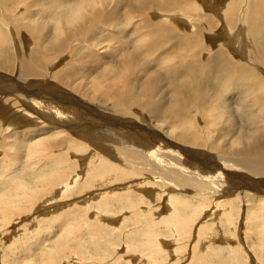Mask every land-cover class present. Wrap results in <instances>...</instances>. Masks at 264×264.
<instances>
[{"label":"bare ground","instance_id":"bare-ground-1","mask_svg":"<svg viewBox=\"0 0 264 264\" xmlns=\"http://www.w3.org/2000/svg\"><path fill=\"white\" fill-rule=\"evenodd\" d=\"M47 1L0 0V180L12 181L8 197L27 215L39 201L34 209L47 215L62 208L61 197H98L88 214L116 224L124 213L111 206H120L130 216L128 241L140 228L153 247L160 237L149 234L155 227L141 230L133 198L166 210L174 239L188 237L191 224L176 215L182 196L213 206L210 228L225 216L228 225L236 201L246 206L244 226L257 227L264 205L245 198L264 196V0H60L52 9ZM227 97L234 108L219 104ZM218 111L226 125L217 152L208 137L221 124ZM24 121L38 126L21 130ZM26 148L40 170H56L28 188L17 183L25 169L14 172ZM6 166L12 179L1 177ZM5 218L1 228L12 222ZM215 231L212 241L224 243Z\"/></svg>","mask_w":264,"mask_h":264},{"label":"rangeland","instance_id":"rangeland-1","mask_svg":"<svg viewBox=\"0 0 264 264\" xmlns=\"http://www.w3.org/2000/svg\"><path fill=\"white\" fill-rule=\"evenodd\" d=\"M62 1L70 2L73 0ZM62 1L52 0L51 2L47 1L46 4L52 3L49 8L52 9L53 7L62 4ZM47 10L48 9H46V11ZM199 11L206 14L204 8L202 10L198 9V12ZM54 15L50 16V14L46 12L45 18L52 21L58 20L57 16L59 15ZM216 22L219 25L218 19H214V23ZM201 25L203 27L206 26L205 23H201ZM221 29L222 28L219 26L218 32H220ZM3 31L6 32L7 36L10 34L8 30ZM12 38L13 37L10 36L9 40L11 39V43L14 44ZM100 52H102V50ZM229 102H231V98L227 97L226 99H221V103L219 102V104L224 103L225 105L230 106V109L234 108L235 105ZM217 114L218 116L215 119L219 118L221 124L218 127L217 132L214 135L209 136L208 139H216L217 142H219V145L214 147L218 152L221 145L224 143L223 138L219 140L218 136L221 133V127L226 125V122L220 111H218ZM25 123L26 121L22 122V125L20 126L21 130L35 128L38 126L35 122ZM17 142L20 141L17 140ZM29 144L32 145L35 143L32 142ZM205 149L209 150V147L205 146ZM25 150L29 152H24L26 155H24L21 159L18 158L14 172H19L20 170L22 171V169H25L23 170L25 175L23 176V173H21L17 183L22 187L28 188L27 186L33 187L32 183L34 181H40L43 176H48L50 172L55 173L53 171L56 170L49 167L46 170H40L39 168H41V166L33 164V162L37 159L32 158V150L28 148ZM11 170L12 166H6L5 170L3 168L1 171L6 177L4 175L1 177H3L4 180L12 179L14 174ZM0 183V196L3 193L7 194L2 197L6 202L4 203L6 206L1 207L2 205H0V218L2 219L3 216H6V223L12 221L5 227H0V264H264V212L260 211L258 221L253 225L257 227H245L244 225L247 223V220L244 217L246 206L237 201L231 206V214L228 225L227 217L223 215L225 218L220 222L221 228L215 229L212 227L210 228V226L206 224L208 221L207 218L213 213V206L208 205L203 200H193L182 196V198H186L184 199L185 206L180 208V210L177 209L176 215L183 216V219L181 220L189 218L191 224L185 231V234L188 237L180 240V238L174 239V237L177 236L178 228H175L170 223L164 225L165 220L169 218V216L165 215L166 210H158L160 206L158 207V203L154 204L155 200L152 198H145L140 201L141 199L139 200V198H133L131 200L133 202L132 204H136V210H140L142 212L139 218L141 220V226L143 227L141 230L144 231V227L149 229L155 227L152 229L153 232L149 234L156 233L160 237V244L153 247L149 245L147 241L143 242L140 238V228H137L139 232H134V237L132 236L133 240L128 241L127 237L129 234L124 235L123 231H126V229H129L130 227V222H128L130 216H127L128 213L126 212L125 214V212L122 211V208L118 205H112L111 209L115 214L118 213L122 215L124 213L123 216L125 217V220L116 224H108L106 219L104 220L103 214L93 215L94 218L92 214H88V211L86 212L88 206L94 201L99 202V198L97 197L87 201L72 200L80 198L82 195L80 193H76L79 197H76V194H73L71 199L61 197L58 202L63 205L62 208L52 210V207L47 208L46 210H51V212L47 215H45L46 213L43 211L38 212V209H34L42 204L43 201H39L37 205L33 204V208L29 210L30 214L27 215L23 213L22 209L25 208L22 205L18 204L11 197H8V194L11 193L12 181H8L7 183L0 180ZM111 185L108 184L107 190L118 193L117 190H120V188H115L114 185ZM3 189H5V191ZM9 189L10 191L8 193ZM92 191H94V189H90V191L88 190L86 193L91 195ZM54 193H56V191ZM160 198L161 197H158L157 200L159 203H163L165 198ZM245 199L252 208H254L256 204L261 207L264 205V196H246ZM76 201L79 203L73 204V202ZM70 203L72 204L69 205ZM196 209L199 210V212L193 215L192 213ZM133 214H135V212ZM214 214L215 213L212 214L213 217ZM132 219L136 221L135 218ZM219 221L220 220H218V223ZM200 223L201 225L204 224L202 225L203 230L201 231V239L203 238L202 241L200 238H196V226ZM118 227H120V230H117ZM215 230H219L221 235L226 237L224 243L219 242L218 240L212 241L213 236H210L219 234H216ZM148 231L145 232L148 233ZM194 237L195 240L193 239ZM186 238L188 240H186ZM163 240H169L170 242ZM128 242L129 245H126ZM200 243L205 246L201 248L199 245ZM60 244H63L64 248H61L63 246ZM98 245L100 246L98 247ZM185 249H187V251H185ZM191 253H194L192 258L190 255ZM248 253H251L252 255L253 253H257L255 255L259 256V258L251 261Z\"/></svg>","mask_w":264,"mask_h":264}]
</instances>
